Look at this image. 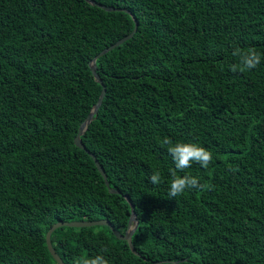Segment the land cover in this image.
Wrapping results in <instances>:
<instances>
[{"label": "trees", "instance_id": "obj_1", "mask_svg": "<svg viewBox=\"0 0 264 264\" xmlns=\"http://www.w3.org/2000/svg\"><path fill=\"white\" fill-rule=\"evenodd\" d=\"M92 1L0 0V264H59L57 221L123 234L125 196L134 250L109 225H64L65 264H264V0ZM132 32L96 59L98 83L89 62ZM235 47L261 63L232 72ZM164 137L212 153L177 173L203 187L168 198Z\"/></svg>", "mask_w": 264, "mask_h": 264}, {"label": "clouds", "instance_id": "obj_2", "mask_svg": "<svg viewBox=\"0 0 264 264\" xmlns=\"http://www.w3.org/2000/svg\"><path fill=\"white\" fill-rule=\"evenodd\" d=\"M232 56L236 58V62L230 65L232 72L243 73L255 69L262 60L261 54L251 47L247 49L235 47ZM161 144L167 146V152L174 162V167L169 169L171 178L168 198H176L183 195L186 190L203 187L197 177L190 174L178 175L177 173H183L193 163L207 169L213 160L212 153L198 143L173 142L168 137H164ZM230 171H235V169L230 168ZM148 179L152 184L158 185L161 183L162 176L158 170H154ZM104 251H107V249H104ZM74 264H109V261L103 254H97L91 257L77 258Z\"/></svg>", "mask_w": 264, "mask_h": 264}, {"label": "water", "instance_id": "obj_3", "mask_svg": "<svg viewBox=\"0 0 264 264\" xmlns=\"http://www.w3.org/2000/svg\"><path fill=\"white\" fill-rule=\"evenodd\" d=\"M89 1L90 3L92 4H96L94 1L92 0H87ZM108 10H113L114 8L110 7V8H107ZM124 10V9H123ZM134 21H135V28L133 30V32L135 31L136 29V26H137V21L136 19L134 18ZM130 33L129 35L119 39L117 42H115L114 44H112L111 46L103 49L101 52H99L98 54H96L92 59L91 61L89 62V66H90V70L95 78V80L102 84V81L101 79L99 78V76L97 75L96 73V59L106 53L107 51L111 50L112 48H114L115 46L119 45L120 43H122L125 39L129 38L132 34ZM104 93H105V88L104 86H102V89H101V92L98 96V99L97 101L95 102V104L92 106L90 112L87 114L86 118L83 120V122L80 124L79 128H78V131H77V134L75 135L74 137V143L76 146L82 148V149H85V146L84 144L82 143L81 141V138H80V135L83 134V132L86 130L87 128V125L89 124V122L91 121L93 115L96 113L97 109L99 108L101 102H102V99H103V96H104ZM86 152L90 154V156L93 158L94 160V163L97 167V169L99 170V172L102 174L104 180H105V185L108 187V191L111 192V193H118L119 191L117 189H113V188H110L109 187V183L106 179V174L105 172L103 171L101 165L99 164V162L97 161V159L95 158L94 154L91 153L89 150L86 149ZM127 202L129 203L130 205V217H129V220H128V224H127V229L125 230V232L123 234H121L120 232H118L117 230H115L113 228V226L110 225L109 221L107 219H99V220H88V221H70V222H67V221H57L55 222L54 224H52L49 229L47 230L46 234H45V240H46V244H47V247H48V250L50 252V254L52 255V257L54 258L55 261H57L59 264H65L61 258L59 257V255L55 252L54 248L52 247V244H51V240H50V235H51V232L57 228V227H60V226H75V227H81V226H88V225H95V224H103V225H109L114 233L115 236H117L118 238L120 239H125L127 240L129 246L131 247L132 250H134L132 244H131V235L134 231V229L136 228V225H137V218H136V214H135V211H134V205L131 203V200L129 199V197L125 196ZM135 221V225L132 226V222Z\"/></svg>", "mask_w": 264, "mask_h": 264}]
</instances>
